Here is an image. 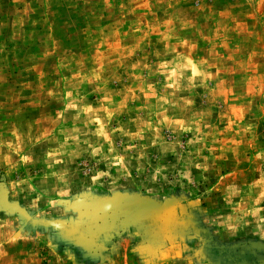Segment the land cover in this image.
I'll return each instance as SVG.
<instances>
[{
    "label": "rangeland",
    "instance_id": "rangeland-1",
    "mask_svg": "<svg viewBox=\"0 0 264 264\" xmlns=\"http://www.w3.org/2000/svg\"><path fill=\"white\" fill-rule=\"evenodd\" d=\"M0 264H264V0H0Z\"/></svg>",
    "mask_w": 264,
    "mask_h": 264
}]
</instances>
